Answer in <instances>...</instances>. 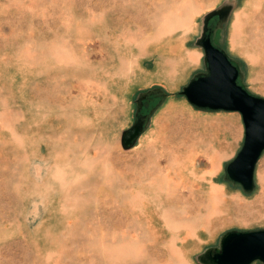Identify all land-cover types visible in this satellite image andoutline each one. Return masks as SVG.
<instances>
[{
	"label": "rangeland",
	"instance_id": "rangeland-1",
	"mask_svg": "<svg viewBox=\"0 0 264 264\" xmlns=\"http://www.w3.org/2000/svg\"><path fill=\"white\" fill-rule=\"evenodd\" d=\"M215 12L214 42L264 97V0H0V264H201L226 232L264 229V153L250 192L226 171L241 114L182 93L208 72Z\"/></svg>",
	"mask_w": 264,
	"mask_h": 264
},
{
	"label": "water",
	"instance_id": "water-1",
	"mask_svg": "<svg viewBox=\"0 0 264 264\" xmlns=\"http://www.w3.org/2000/svg\"><path fill=\"white\" fill-rule=\"evenodd\" d=\"M217 13L220 12L207 16L199 39L208 72L191 79L182 93L200 109L241 114L244 141L236 156L228 162L226 171L232 181L250 192L255 187L256 167L264 153V97L253 94L239 82V66L214 42L209 20ZM143 129V125L135 124L124 133L123 144L130 146ZM200 259L206 264H251L257 260L264 263V229L228 231L222 236L218 251L213 252L210 248Z\"/></svg>",
	"mask_w": 264,
	"mask_h": 264
},
{
	"label": "crops",
	"instance_id": "crops-1",
	"mask_svg": "<svg viewBox=\"0 0 264 264\" xmlns=\"http://www.w3.org/2000/svg\"><path fill=\"white\" fill-rule=\"evenodd\" d=\"M232 146L234 147V145H232V144H230L229 142H228V144H227V151H226V153H225V155H224V157L222 158V159H224V158H226L227 157V155H229L230 153H232ZM208 219V218H207ZM210 219H212L211 217H210ZM205 229V228H204ZM196 239H198L196 236H195V238H194V236H192L191 234H187L184 238H183V241H185V243L186 242H193V243H195V244H197V242H198V240H196ZM172 241V240H171ZM173 241L175 242L176 240H174L173 239ZM210 248H213V246H206L204 249L203 248H201V250L200 251H198L197 252V258H198V261L201 263V264H206L205 262H203L201 259H200V256L202 255V254H204L205 252H206V250H208V249H210ZM174 251L176 252V253H181L182 255H185L186 254V251H185V249H183V248H181L180 247V249L178 250V249H175L174 248ZM170 264H181L179 261H177V260H173Z\"/></svg>",
	"mask_w": 264,
	"mask_h": 264
},
{
	"label": "bare ground",
	"instance_id": "bare-ground-1",
	"mask_svg": "<svg viewBox=\"0 0 264 264\" xmlns=\"http://www.w3.org/2000/svg\"><path fill=\"white\" fill-rule=\"evenodd\" d=\"M255 14V13H254ZM214 193H217L216 191L213 190Z\"/></svg>",
	"mask_w": 264,
	"mask_h": 264
}]
</instances>
